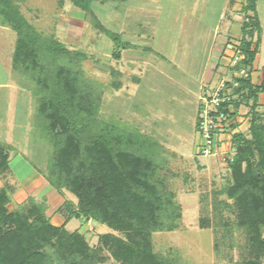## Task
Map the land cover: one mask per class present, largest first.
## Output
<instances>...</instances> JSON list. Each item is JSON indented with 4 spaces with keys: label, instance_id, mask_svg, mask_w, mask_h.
Segmentation results:
<instances>
[{
    "label": "rangeland",
    "instance_id": "obj_1",
    "mask_svg": "<svg viewBox=\"0 0 264 264\" xmlns=\"http://www.w3.org/2000/svg\"><path fill=\"white\" fill-rule=\"evenodd\" d=\"M246 3L247 0L94 2L93 10L109 30L138 45L123 49L117 59L113 54L117 50L115 42L96 30L90 15L76 8L71 0L20 2L22 12L36 28L55 35L68 48L86 52L88 58L82 62L85 75L103 88L101 117L117 120L166 148L167 167L163 174L182 207V218L176 229L155 232L153 239L157 251L179 255L184 264H243L244 260L246 236L237 226L235 208L223 206L220 215L214 209V198L217 195L233 203L218 192L232 181L229 162L236 152L235 134L250 137L249 107L242 105L239 114L233 116L231 104L219 115L220 105L216 103L218 98L238 97L234 87L244 75L233 69L231 60L243 37ZM257 9L263 31L251 73L254 83L261 81L264 71V0H258ZM16 38L11 27L0 25V141L13 146L11 168L0 174V185L11 192L10 209L20 204L27 206L30 197L36 201L46 198L47 215L60 226L66 222V204H76L77 197L68 190L59 192L56 199L45 195L56 190L38 170L46 172L51 146L33 120L38 106L36 95L21 84L33 83L12 69ZM114 68L122 73L120 89L112 86ZM11 95L17 102H6ZM259 102L258 109L262 111L264 93ZM9 107L15 111L11 115ZM198 120L201 127L196 129ZM41 182L45 183L40 186ZM203 219L208 221L206 227ZM66 228L84 233L94 251L101 234L124 236L86 217H74ZM50 254L49 264H62L53 249ZM101 254L105 260L96 264H117L107 250ZM262 261L264 264V258Z\"/></svg>",
    "mask_w": 264,
    "mask_h": 264
},
{
    "label": "trees",
    "instance_id": "obj_2",
    "mask_svg": "<svg viewBox=\"0 0 264 264\" xmlns=\"http://www.w3.org/2000/svg\"><path fill=\"white\" fill-rule=\"evenodd\" d=\"M23 0H0V25L16 34L12 69L33 83H21L33 91L37 100L34 123L43 131L51 146L46 172L38 169L59 192L68 190L77 203H67L66 221L74 217L105 224L119 236L106 232L92 250L85 234L55 225L47 215L48 202L30 197L29 204L9 209L8 189L0 186V264H49L50 249L62 264H96L105 260L107 250L117 264H184L181 256L155 249L153 234L172 231L179 226L182 207L163 174L167 167L166 148L155 139L131 131L117 120L101 117L103 88L85 75L82 62L85 51L68 48L55 35H47L22 12ZM108 0H71L90 15L92 25L116 44L118 59L123 49L137 48L122 35L109 30L93 10L94 2ZM258 0L243 6L245 20L238 51L244 54L233 69H248L237 79L238 97L220 103L217 114L233 105L236 116L242 105L249 107L250 137L235 134L236 152L229 162L232 181L218 194L232 199L214 198V209L233 206L238 228L244 230L246 250L243 264H263L264 258V71L259 83L252 70L262 42ZM148 51H153L148 47ZM115 89L122 87V73L112 69ZM139 81L138 78H136ZM199 119V117H198ZM201 127L197 121L196 129ZM11 144L0 141V174L9 169ZM221 215V212H220ZM206 227L208 221L202 220ZM229 226L227 222L224 223Z\"/></svg>",
    "mask_w": 264,
    "mask_h": 264
},
{
    "label": "crops",
    "instance_id": "obj_3",
    "mask_svg": "<svg viewBox=\"0 0 264 264\" xmlns=\"http://www.w3.org/2000/svg\"><path fill=\"white\" fill-rule=\"evenodd\" d=\"M13 56V55H12ZM254 70H256V67L254 68ZM205 71H206V69L204 70V72H203V75H204V73H205ZM254 72L255 71H253V74H254ZM203 75H202V77H203ZM263 77V76H262ZM10 98V99H9ZM9 99V100H8ZM7 101H9V103H11L12 102V104L14 103V102H17V99H14V97L11 95L10 97H8L7 98V100H6V102ZM12 107V106H11ZM12 111H14L12 108H8V113H9V115H11L10 113H12ZM15 112V111H14ZM10 160H11V158H10ZM19 163H20V160H19ZM21 166H20V164H18V169L20 168ZM11 168V165L9 164V169ZM9 169L7 170V171H5L4 173L6 174L8 171H9ZM3 173V174H4ZM33 176V175H32ZM32 179V178H31ZM39 182V181H38ZM38 182H36L35 181V183H38ZM31 183H33L32 181H31ZM35 183H33V185H35ZM45 183V182H44ZM43 182H41L40 183V186H42L43 184H44ZM39 184V183H38ZM0 186H2V185H0ZM39 186V187H40ZM5 187V186H4ZM8 189V188H7ZM57 190V189H56ZM54 190V191H51V192H47L45 195H47L48 197H52L53 199H56L57 198V194H59V191L57 190ZM8 193H9V196H10V198H11V192L8 190ZM59 195H61V194H59ZM61 197V196H60ZM52 199V200H53ZM10 203H11V201H10ZM17 207H15L14 209H10L11 211H13V210H15ZM67 224H68V222L66 221L64 224H62V225H65V227L67 226ZM55 225H58V224H55ZM59 226V225H58ZM61 226V225H60Z\"/></svg>",
    "mask_w": 264,
    "mask_h": 264
},
{
    "label": "built area",
    "instance_id": "obj_4",
    "mask_svg": "<svg viewBox=\"0 0 264 264\" xmlns=\"http://www.w3.org/2000/svg\"><path fill=\"white\" fill-rule=\"evenodd\" d=\"M242 58H244V54H242V53H240V51H238V52H235L234 54H233V57H232V60H231V63H232V65H236ZM240 73L242 74V75H246V70L243 68V69H241L240 70ZM238 83V82H237ZM236 83V84H237ZM230 99V98H229ZM225 100H227V98H225V97H223V98H218V100H217V105H220V102H223V101H225ZM219 115H223L222 113L221 114H219ZM211 122H212V120H211Z\"/></svg>",
    "mask_w": 264,
    "mask_h": 264
}]
</instances>
